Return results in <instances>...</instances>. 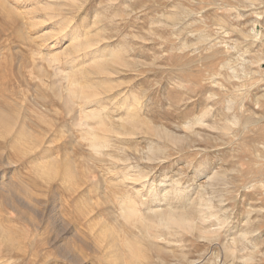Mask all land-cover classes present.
<instances>
[{
  "label": "rangeland",
  "instance_id": "rangeland-1",
  "mask_svg": "<svg viewBox=\"0 0 264 264\" xmlns=\"http://www.w3.org/2000/svg\"><path fill=\"white\" fill-rule=\"evenodd\" d=\"M0 2V109L40 140L39 146L25 155L19 150V138L14 132L0 135V173L5 172L4 181L25 182L34 191H45L47 209L51 201L59 206L58 214L64 219L68 210L82 205L77 194L80 188L71 194L60 177L45 184L32 173L38 161L44 162L48 157L59 158L58 161L72 158L75 178L84 180L86 161L96 165L95 178L87 179L84 185L86 199L92 202H116L112 192L122 194L109 183L114 172L120 173L118 168L107 169L112 160L110 154L120 155L118 147L126 148V152H132V147L141 150L144 141L139 136L121 141L118 134L105 131L111 135L102 147L107 161L95 160L86 131L72 122L83 101L76 100L70 112L63 102L72 85H92L97 98L109 107L108 116L103 117L107 126L124 115L113 101L121 96L131 99L132 94L141 101L138 109L142 120L166 124L171 130H176V125L184 127L188 120L193 121L209 108L207 122L215 127L228 125L230 131L224 135L225 132L209 130L210 138L197 140L199 154L174 155L156 165L151 178L158 183L164 175L171 176L175 169L185 167L181 182L191 194L192 187H200L204 174L225 172L233 187L228 185L224 191L222 204L228 208L230 229L221 235L235 238L242 230L244 238L235 243L242 252V264H264V0ZM174 12L179 19H167ZM86 39L92 41L91 48H82L78 53L66 50L68 44L85 43ZM98 60L104 61V71L93 73ZM54 65L62 71L54 74ZM211 84L223 86L215 99L208 100L207 87ZM233 97L236 101L229 104V109L227 100ZM41 110L46 111L44 116H39ZM233 114L236 120L232 119ZM6 157L14 165L6 164ZM192 165L202 168L196 172ZM3 196L0 193V225L12 238L7 239L5 233L0 236V264H111L105 252L94 249L97 232L85 222L76 225L80 229L57 233L52 229H33L27 220H34L33 213L28 212L26 218L16 215L2 202ZM144 198L150 199L147 195ZM97 210L108 224L112 223L103 205ZM72 230L81 237L71 234ZM124 238L121 232L118 239L123 248ZM179 238L182 246H173L172 255L157 257L155 250H145L146 258L141 263L160 264L163 260L175 264L181 254L196 258L198 253L208 251L206 242L195 236L183 233ZM60 244H68L69 252Z\"/></svg>",
  "mask_w": 264,
  "mask_h": 264
},
{
  "label": "bare ground",
  "instance_id": "bare-ground-1",
  "mask_svg": "<svg viewBox=\"0 0 264 264\" xmlns=\"http://www.w3.org/2000/svg\"><path fill=\"white\" fill-rule=\"evenodd\" d=\"M63 6L65 7V5ZM177 18V12L171 13L167 17L169 20H175ZM92 45V41L86 39L85 43L78 41V43L68 44L66 50L73 49L74 52L78 53L82 48L89 49ZM51 61L54 64L56 62L55 58H52ZM116 61L119 62V59ZM52 68L54 69V74L62 71L57 65H54ZM91 71L93 73L103 72L104 61H96ZM67 77L68 74L65 73L63 78L66 79ZM222 86L217 84L209 85L207 90L210 92L207 99H215L217 92ZM97 96L98 93L92 85L79 83L77 87L72 85L67 88L66 100L63 101L68 112L72 111L76 100L83 101V104H80L79 112L73 116L72 122L73 125L81 126V129L86 131V139L90 142L89 146L94 151L95 160L98 162L107 161L102 152V147L109 142L111 135L106 132L118 134L121 136L119 138L121 141L133 138L134 136H139L144 141V147L141 150L132 147L130 150L132 152H126V148L118 147V150L121 152L120 155L112 156L110 154L112 160L110 159V164L107 166V169L112 168L113 170L118 168L120 171V173L114 172L113 178L109 181L115 189L122 191L121 195L115 191L112 192V196L117 201H110L109 205L106 200L103 202H92L86 199V188H84V185L87 184V179L91 181L95 178L96 165H91L86 161L84 173L87 174V178L84 180L80 176L75 178L76 170L73 161H71L72 158L70 161L67 160L69 157L67 159L64 158L65 162L63 160L58 161L59 158L48 157L44 162L38 161L32 173L47 185L54 182L57 177H60L59 180H65L64 182L68 185L71 194H75L77 191L76 188H80L77 194H79L78 199H80L82 205H79L78 208L68 210L64 219V215L58 214L57 208L59 206L57 207L51 201L50 208L49 210L47 209L49 205L47 206L48 199L45 191H34L24 184L25 182L4 181L5 172L4 174L0 173V193L4 195L2 202L20 217L26 218L28 212L33 213L34 220L27 219L31 221L30 225L33 229H52V231L57 233L64 231V229H80L76 225L85 222L89 229H96L97 238L94 240V249L97 250V253L105 252L108 260L112 261L110 262L111 264H144L141 263V259L146 258L145 250H155L154 253L159 254V256L156 255L157 257H160V254L172 255L173 252L171 249L173 246H182L181 237L179 238V236L183 233L195 236V238L200 239L199 241H205L208 245V251L198 253L196 258H189L185 254H181V259L175 264H242V252L235 245L236 240L242 241L244 238H242L244 236L242 230L238 231L235 238L225 236L223 238L221 235L222 232L230 229L229 217L227 215L228 208L222 204L225 201L224 191L227 190L226 186L228 185L233 187V181L225 172L214 171L209 176L204 174L203 177L205 179L198 184L200 187H192L191 194L187 193V186H184L181 182L185 167L175 169L171 176L166 175V177L164 175L166 178L163 176L159 182L157 181L158 183L155 182L154 178H151L152 170L156 165L163 164V162L172 158L174 155L180 156L184 152L192 155L199 154L201 150L196 146L197 140L210 138L207 135L209 130L216 129L217 131L225 132L223 134L226 135L230 131V127L228 125H221L220 127L210 125L207 122L211 112L209 108L202 110L195 116L196 118L193 121L188 120L184 127L182 125H176V130L180 132L175 129L171 130L166 124H155L150 120H142L139 117L140 109H138L141 108L139 107L141 101L136 94H132L131 99L121 96L116 101H113V104L117 103L118 108L122 110L124 115L120 117L117 123L112 124L111 122V126H107L104 123L103 117L108 116L107 110L109 107L101 102ZM235 98L233 97V100H227V108L230 109L229 104H234L236 101ZM2 109H0V135H8L14 132L16 137L19 138L20 152L25 155L31 153L37 147L40 140L33 136V133L26 130L24 126H19L17 119ZM39 112L41 115L38 113L35 115L44 116L46 111L41 110ZM236 118L235 114H233L232 119L236 120ZM49 129L51 128L49 127ZM133 148L134 150H132ZM262 149H264V146ZM132 154L137 155V157H133ZM133 158H135L134 162L132 161ZM5 162L8 165H14V162L8 158ZM200 166L195 167L192 165V168L197 172L201 170L202 167L200 168ZM102 190L104 191V187ZM145 195L150 199L144 198ZM102 205L112 222L111 224H108L102 218L98 210L97 212L95 211L97 207ZM46 215L47 217H45ZM4 231L0 225V236L5 233ZM121 232L125 234V248L120 245L118 239ZM70 233L77 235L76 237H81L78 235L77 230H72ZM74 235L73 237H75ZM4 236L9 240L12 238L9 232L5 233ZM71 240L74 239L72 238ZM101 242H104L103 246ZM95 243L98 244L95 245ZM68 246V244L59 245V247L64 248L65 252L68 251L66 248H71ZM68 252L66 255H70ZM81 257L79 255V258L83 260L84 257ZM68 259L72 262L74 261V263L77 262L74 257H69ZM160 264L169 263L162 260Z\"/></svg>",
  "mask_w": 264,
  "mask_h": 264
}]
</instances>
